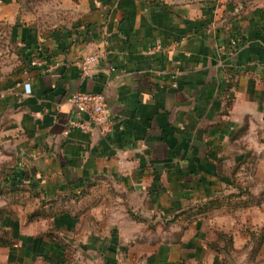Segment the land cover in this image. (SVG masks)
I'll return each instance as SVG.
<instances>
[{
    "label": "crops",
    "instance_id": "0c3cea01",
    "mask_svg": "<svg viewBox=\"0 0 264 264\" xmlns=\"http://www.w3.org/2000/svg\"><path fill=\"white\" fill-rule=\"evenodd\" d=\"M202 5L79 0L76 21L44 38L4 7L0 234L15 245L0 264H230L235 234L220 217L251 208L201 209L255 195L245 177L264 167V13ZM36 54L47 65L31 66ZM78 92L104 95L109 134L69 127L86 120Z\"/></svg>",
    "mask_w": 264,
    "mask_h": 264
},
{
    "label": "rangeland",
    "instance_id": "374dc122",
    "mask_svg": "<svg viewBox=\"0 0 264 264\" xmlns=\"http://www.w3.org/2000/svg\"><path fill=\"white\" fill-rule=\"evenodd\" d=\"M183 1L191 2L194 0ZM198 1L204 7L222 6L228 3L242 14L251 11L264 13V0ZM77 5H79V0H0V7L2 8L0 14L4 7L5 10L9 11L16 8L17 10L14 11H17V22L22 21L26 25H30L36 29L38 35L44 38L45 35L74 23L77 18V12L74 8ZM10 27L7 22H0V32H3L4 40L7 37L5 34L11 32ZM262 165L264 166V164ZM254 178L255 176L253 177L250 173L245 177V181L248 184L255 183L253 192L257 200V197L263 192L261 190L264 189V167L256 178L258 181ZM259 200L263 201L262 205H255L242 214L225 213L220 217L222 221L220 225L235 234V244H232L233 253H229L227 256L230 264H264V197ZM33 213L35 212H31L30 215Z\"/></svg>",
    "mask_w": 264,
    "mask_h": 264
},
{
    "label": "built area",
    "instance_id": "2783aa9c",
    "mask_svg": "<svg viewBox=\"0 0 264 264\" xmlns=\"http://www.w3.org/2000/svg\"><path fill=\"white\" fill-rule=\"evenodd\" d=\"M99 62V55H90L78 64L82 75L88 77L92 68ZM48 60L40 54L32 57L31 66L38 67L47 65ZM27 93H30V84H25ZM71 103L76 107L80 115L86 116V120H73L69 123L70 128H80L90 131L91 127H97L103 134H109L112 130V121L104 95L93 92H78L74 94Z\"/></svg>",
    "mask_w": 264,
    "mask_h": 264
},
{
    "label": "trees",
    "instance_id": "16d2710c",
    "mask_svg": "<svg viewBox=\"0 0 264 264\" xmlns=\"http://www.w3.org/2000/svg\"><path fill=\"white\" fill-rule=\"evenodd\" d=\"M236 10V11H235ZM232 11L235 13L234 17L241 16L242 13L239 12L236 8L232 7ZM264 197V191L261 193L259 197H256L253 195V193L248 188H240L238 191L227 195V200L225 203L219 202L218 200L212 201L210 204H205L204 207L201 209V212L205 213L209 209H219L221 206H226L227 208L233 209V210H242V209H248L255 205H262L263 201L259 200L260 198ZM256 201V202H255ZM40 212L33 213L31 215V219L34 217L40 216ZM228 244H233V239L229 238ZM15 245V242L13 238H11L6 232L2 233L0 235V247H8L11 248Z\"/></svg>",
    "mask_w": 264,
    "mask_h": 264
}]
</instances>
